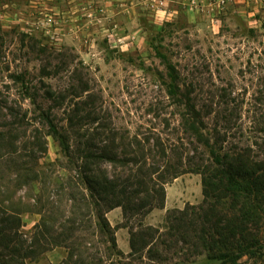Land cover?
I'll list each match as a JSON object with an SVG mask.
<instances>
[{
	"label": "rangeland",
	"instance_id": "374dc122",
	"mask_svg": "<svg viewBox=\"0 0 264 264\" xmlns=\"http://www.w3.org/2000/svg\"><path fill=\"white\" fill-rule=\"evenodd\" d=\"M195 121L264 160V0H0V264H219Z\"/></svg>",
	"mask_w": 264,
	"mask_h": 264
},
{
	"label": "trees",
	"instance_id": "16d2710c",
	"mask_svg": "<svg viewBox=\"0 0 264 264\" xmlns=\"http://www.w3.org/2000/svg\"><path fill=\"white\" fill-rule=\"evenodd\" d=\"M157 52L166 59L163 53ZM15 78L21 81L25 92L28 93L24 78L20 75H15ZM189 126L198 141L206 147L208 156L216 166V169L206 171L203 175L205 196L211 200L210 206L203 213L206 215V223H212V235L215 236L211 237V244H205L210 252L208 260L225 264L235 263L244 254L256 256V251L264 248V242L259 237L264 213V160L252 161L247 152L241 151H227L223 154L216 145L218 139L210 142L204 137L202 121L197 127L195 124ZM62 146L67 147L64 143ZM103 223L104 230H107L105 222ZM208 232L210 233L209 227L202 228L203 235ZM2 235L0 230V239H4ZM5 246L13 255L18 251L15 248L9 249L6 244ZM138 246L133 242L132 251L142 248ZM112 248H116L115 242H112Z\"/></svg>",
	"mask_w": 264,
	"mask_h": 264
}]
</instances>
